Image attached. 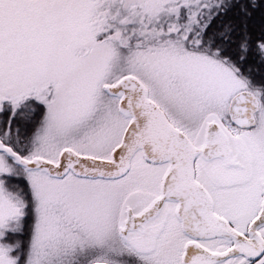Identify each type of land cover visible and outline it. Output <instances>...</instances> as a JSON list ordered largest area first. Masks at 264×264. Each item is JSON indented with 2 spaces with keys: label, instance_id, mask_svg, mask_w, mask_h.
Instances as JSON below:
<instances>
[{
  "label": "snow or ice",
  "instance_id": "6c2138e0",
  "mask_svg": "<svg viewBox=\"0 0 264 264\" xmlns=\"http://www.w3.org/2000/svg\"><path fill=\"white\" fill-rule=\"evenodd\" d=\"M0 264H264V0H0Z\"/></svg>",
  "mask_w": 264,
  "mask_h": 264
}]
</instances>
